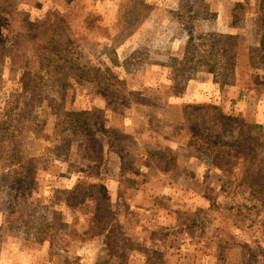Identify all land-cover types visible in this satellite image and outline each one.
I'll use <instances>...</instances> for the list:
<instances>
[{"label": "rangeland", "instance_id": "obj_1", "mask_svg": "<svg viewBox=\"0 0 264 264\" xmlns=\"http://www.w3.org/2000/svg\"><path fill=\"white\" fill-rule=\"evenodd\" d=\"M194 1L0 0L12 24L27 13L100 67L114 64L107 79L118 75L131 96L108 105L76 75L62 87L43 71L35 105L19 65H0V172L23 165L0 177V264H246L240 246L223 255L218 241L264 249L263 194L243 182L248 158L225 147L233 163L209 162L216 150L185 117L188 104H215L260 123L264 140L261 0ZM221 33L237 36L223 38L224 50ZM78 108L92 111L93 137L62 130L66 110Z\"/></svg>", "mask_w": 264, "mask_h": 264}, {"label": "trees", "instance_id": "obj_2", "mask_svg": "<svg viewBox=\"0 0 264 264\" xmlns=\"http://www.w3.org/2000/svg\"><path fill=\"white\" fill-rule=\"evenodd\" d=\"M196 1H194V3L207 2L206 0ZM197 12H199V10H197ZM259 13L262 16L260 48L263 52L261 55L262 62H264V0H261L259 3ZM3 15L9 16L11 20L10 16H13V11L11 12L8 6L0 3V65H7L8 63L19 65L22 69L20 83L29 90L26 95H31L33 99H30L31 104L37 105L45 98L40 92L41 88L36 84L35 78V74H39L43 71L46 72V77H48L49 80L52 78L53 74H57L58 80H60V86L62 87H69V75H76L82 84L84 82L92 86L93 93H96L97 96L103 99L108 105L111 103L127 104V99L131 100V96L125 94L126 89L117 86L116 82H121L118 75L113 73L110 79H107L111 72V66L114 64L110 65L109 62L103 60L102 64L105 63L107 66L104 68L100 67L99 64L101 63L96 58L92 57L89 53L90 51H86L82 45L69 46L65 44L62 39L63 36L59 34L56 25H48L46 23H44L46 25H41L38 24L35 19H25V16H28L27 13L24 14V17H20V19L15 20L12 24L5 19ZM17 15H20L19 12ZM89 17L90 16L87 18ZM234 17L237 18L238 15L235 14ZM1 34H5V37H2ZM223 38L229 39L231 42L233 39H236L237 36L233 34L222 35L221 33L219 35L220 42H218L220 50L225 49L222 43ZM231 46V56L227 57L229 59L226 61V64L233 68L235 66L234 60L236 58V52L234 51L232 43ZM107 52L111 55L109 60L112 64V61L116 59V57L112 56V54L115 53V49L109 47ZM221 55L222 53L219 55L213 53L211 56L218 58L221 57ZM194 63L198 66L200 65L198 70H201L202 66H208L209 64L206 62L205 56L203 58L199 57ZM32 64L36 65L35 70ZM212 66L215 67V65ZM214 70L213 68L211 69V71ZM14 97V95L9 96L7 99L8 105L9 102H11L10 98L14 101ZM91 113L92 111H90V109L84 108L66 110L62 130H72L78 134L86 133L93 137L96 133V129L94 128L96 122L92 120ZM185 117L189 129L195 136L200 137L206 148L208 150L211 149V152L216 150L214 153L206 156L209 162L217 165H221L222 161L233 163L231 157L222 154L224 152L218 151L223 150L225 147L229 148L231 152L243 154L248 158L247 165L243 171V182L247 186L257 188V190L263 194L264 203V140L261 138L260 134L262 125L260 123L245 122L240 116L227 113L220 106L211 103L203 105H186ZM97 130L101 129L97 128ZM107 135L110 140L111 135ZM204 153L209 152L205 151ZM21 165L20 163V167L17 166L11 171L0 172V177L7 180L13 172L16 173V176L21 175V167H23V165ZM81 185L83 186L84 183L80 182L77 184V186L71 190V193L75 194V191L80 188ZM88 193V191H85L84 195ZM83 200L84 198L82 197L77 203ZM73 205H76V203H73ZM12 214L13 213H9V221ZM98 218L99 216H97V219ZM170 230L171 228H166L165 233H168ZM98 235H100V233ZM218 244L223 255L228 248L240 246L246 264H255L254 262L260 259L264 253V249L261 247L251 248L228 241H218ZM109 263L110 259H107L105 261H98L95 264Z\"/></svg>", "mask_w": 264, "mask_h": 264}]
</instances>
